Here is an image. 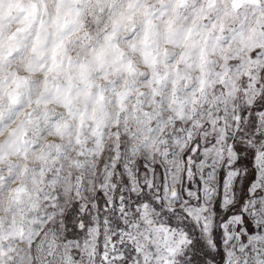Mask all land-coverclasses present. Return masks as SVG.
<instances>
[{
  "label": "clouds",
  "instance_id": "obj_1",
  "mask_svg": "<svg viewBox=\"0 0 264 264\" xmlns=\"http://www.w3.org/2000/svg\"><path fill=\"white\" fill-rule=\"evenodd\" d=\"M261 52L264 0H0V264H98L65 218L117 135L179 166L178 130L243 104Z\"/></svg>",
  "mask_w": 264,
  "mask_h": 264
},
{
  "label": "snow or ice",
  "instance_id": "obj_2",
  "mask_svg": "<svg viewBox=\"0 0 264 264\" xmlns=\"http://www.w3.org/2000/svg\"><path fill=\"white\" fill-rule=\"evenodd\" d=\"M253 56L259 60L264 52ZM245 96L230 111L178 130L179 166L166 148L151 159L137 157L138 149L118 134L92 192L85 189L65 218L74 258L87 252L98 264H233L238 247L258 255L264 248V74H249Z\"/></svg>",
  "mask_w": 264,
  "mask_h": 264
}]
</instances>
